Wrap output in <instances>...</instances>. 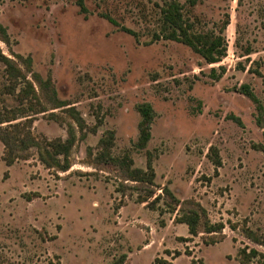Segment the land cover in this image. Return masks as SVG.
<instances>
[{
    "label": "rangeland",
    "instance_id": "1",
    "mask_svg": "<svg viewBox=\"0 0 264 264\" xmlns=\"http://www.w3.org/2000/svg\"><path fill=\"white\" fill-rule=\"evenodd\" d=\"M169 1L0 0V55L35 88L0 61V264H264V0H176L204 30L230 14L215 65L155 39Z\"/></svg>",
    "mask_w": 264,
    "mask_h": 264
},
{
    "label": "trees",
    "instance_id": "2",
    "mask_svg": "<svg viewBox=\"0 0 264 264\" xmlns=\"http://www.w3.org/2000/svg\"><path fill=\"white\" fill-rule=\"evenodd\" d=\"M190 4L191 6H196L198 4V0H191ZM77 5L80 9V12L82 14L87 15L88 10L84 4V0H77ZM160 14H161L160 33L155 35L156 40H160L163 38L165 40L181 43L189 47L194 53L199 55L208 65L218 64L226 57L227 55L226 30L230 25V14L228 12L224 14L220 27L219 28L217 27V29L215 30H204V28H200L197 23H195L189 18H186L185 14L183 13L181 5L176 0L169 1L167 5H165V7L162 9ZM104 17L110 23L121 28V30L125 31L126 33L130 35H136L134 31L127 29L124 26H121L115 19L111 18L110 16L105 15ZM0 28L3 30V34L6 35V30L1 25ZM251 53H252L251 50L248 49L245 55H250ZM17 58L21 59L28 68H32L31 57L23 59L22 56H17ZM0 61L4 63V65L6 66L5 68L7 69V72L9 73L11 71L18 72L20 76H22V79L25 80L27 88H29L30 91L35 94L34 84L31 81H27L25 75H21V71L17 67L15 62L1 55H0ZM220 70H221L220 74H217V69L215 68L211 69V76L213 79L218 80L220 79V77H222V75L224 74V69L221 68ZM33 78L40 85L42 84L46 85V83L49 82V79L48 81H43L40 75L38 74H33ZM239 90L243 95L247 96L254 103H256L259 110H263V106H261L258 98L253 93L249 85L243 84L240 86ZM61 106L63 107L64 105ZM137 109L141 116V120L138 126L139 136H138V141L136 143V147L138 149H144L152 138L151 126L153 123L155 112L153 110L152 105L149 103L141 104L138 106ZM43 112L44 111H40L39 113H43ZM17 119L18 117L7 118L1 120L0 124L9 123ZM5 139L2 138V141L6 144L7 139L6 140ZM64 145L69 146L70 143L66 141ZM7 162L9 165L12 163L11 160L9 159ZM147 168H148L147 171H143L140 169L134 170L131 174L133 180L135 181L148 180L149 182L152 183L154 179V173L152 172L153 169L151 168L150 163L148 164ZM166 190L168 192L167 194H169L173 200H176L178 203H180V201L177 200L168 189ZM202 215H206L205 210L203 208H199L198 211L192 212L191 215L184 214L182 223H185L189 226V230L192 235H197L198 233L197 226L199 224V220ZM221 229L222 228L220 226H210L207 227V232L213 233L220 231ZM123 263H124V259L121 258L119 261L113 264H123Z\"/></svg>",
    "mask_w": 264,
    "mask_h": 264
}]
</instances>
